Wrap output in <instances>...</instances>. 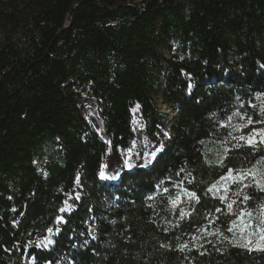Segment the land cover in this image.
I'll return each instance as SVG.
<instances>
[{"label": "trees", "instance_id": "obj_1", "mask_svg": "<svg viewBox=\"0 0 264 264\" xmlns=\"http://www.w3.org/2000/svg\"><path fill=\"white\" fill-rule=\"evenodd\" d=\"M0 33V264H264L240 246L244 216L264 218L260 184L219 188L264 177V0H0ZM135 107L170 143L128 171ZM79 177L86 194L37 248Z\"/></svg>", "mask_w": 264, "mask_h": 264}, {"label": "rangeland", "instance_id": "obj_2", "mask_svg": "<svg viewBox=\"0 0 264 264\" xmlns=\"http://www.w3.org/2000/svg\"><path fill=\"white\" fill-rule=\"evenodd\" d=\"M0 41H2L1 33ZM79 105L81 108H83L85 119L91 123L96 133L109 146V151L104 161V164H107L106 170L103 172V178L100 174V179L102 182L110 183L112 182L111 180L113 176L117 173L119 174V172L121 171L118 168L116 162L114 161V158L112 157V153L110 150V139L106 135L104 124L100 117L99 103L88 91H86L82 94L79 100ZM159 109L161 113L165 114L170 118H173L174 111H172L171 108L165 107L163 104H159ZM133 126L136 139L132 147L128 151L123 153L124 167L128 171L141 169L145 170L151 167L152 164L165 152L166 148L168 147V144L170 143V133L166 131L162 134H157L155 136H149L148 134H146L144 124L140 116V110L138 107H135L133 109ZM255 138L257 139L256 136L254 137V139ZM126 161L127 163H125ZM253 179H255V181H257L260 185H264V177L260 175L258 171H254V173H248L244 175H230L229 177L225 178L221 185H219V188L226 187L232 182L242 181V183H244L246 181H252ZM86 191L87 186L83 179L79 177L76 182L74 194L70 195L64 203V208L62 210L61 217L57 222V229L48 232L44 235H40L32 241V243H34L37 248L48 250L49 248L53 247L54 239L64 225L60 224L59 221L61 219H64V221H66V217L75 209L76 201H80L86 194ZM262 220H264V218L261 219L260 215H252L244 216V218L240 222L241 233L243 234L242 238L244 242H246L248 239L252 240L253 244L251 246H254L255 248L256 245H259L261 248H264V240H260L259 238V229L261 227ZM90 229L91 231L89 233V237L94 239L95 234L93 233V231L95 230V226H90ZM48 240H51L52 242L48 243ZM41 241H43V243H40ZM30 264H33V262H30ZM65 264L72 263L67 260Z\"/></svg>", "mask_w": 264, "mask_h": 264}, {"label": "snow or ice", "instance_id": "obj_3", "mask_svg": "<svg viewBox=\"0 0 264 264\" xmlns=\"http://www.w3.org/2000/svg\"><path fill=\"white\" fill-rule=\"evenodd\" d=\"M125 163H127V161ZM101 177L103 178V173H101ZM259 187H260V191H264V185H260ZM210 191H211V189H210ZM188 195L191 196L194 199L196 198L194 193H188ZM244 199L247 200V199H249V197L248 196H245ZM228 207L231 208L232 205L229 204ZM248 215H251V214L248 213ZM229 231H231V229H229ZM49 232H51V229H49ZM259 232H260V237H259L260 240H264V220L261 221V227L259 229ZM51 242H52L51 240H48V243H51ZM40 243H43V241H41ZM252 244H253V241L250 240V239H248L244 244H242L240 246L245 247V248H248L251 251V250H253L250 247ZM185 247H186V245H185ZM256 250L264 251V248H261L259 245H256Z\"/></svg>", "mask_w": 264, "mask_h": 264}, {"label": "bare ground", "instance_id": "obj_4", "mask_svg": "<svg viewBox=\"0 0 264 264\" xmlns=\"http://www.w3.org/2000/svg\"><path fill=\"white\" fill-rule=\"evenodd\" d=\"M106 166H107V164L105 163V164L103 165V167H102V173L106 170ZM117 177H118V173H117L116 175L113 176V178H112L111 181H117ZM64 222H65L64 219H61V220L59 221L60 224H64Z\"/></svg>", "mask_w": 264, "mask_h": 264}, {"label": "water", "instance_id": "obj_5", "mask_svg": "<svg viewBox=\"0 0 264 264\" xmlns=\"http://www.w3.org/2000/svg\"><path fill=\"white\" fill-rule=\"evenodd\" d=\"M121 174H122V173L119 172L118 177H117V182L121 179ZM112 183L115 184L116 182H115V181H112ZM65 223H66V221H65ZM65 223H64V224H65Z\"/></svg>", "mask_w": 264, "mask_h": 264}]
</instances>
